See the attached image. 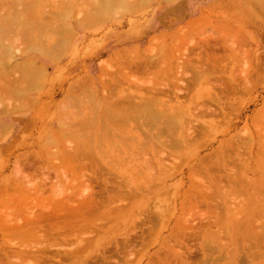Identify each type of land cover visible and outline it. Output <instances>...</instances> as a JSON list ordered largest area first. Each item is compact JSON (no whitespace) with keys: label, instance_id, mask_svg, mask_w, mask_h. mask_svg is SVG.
I'll use <instances>...</instances> for the list:
<instances>
[{"label":"rangeland","instance_id":"374dc122","mask_svg":"<svg viewBox=\"0 0 264 264\" xmlns=\"http://www.w3.org/2000/svg\"><path fill=\"white\" fill-rule=\"evenodd\" d=\"M37 1L34 4L31 3L33 5L28 14L19 17L20 21L13 18L14 15L12 16L11 12H14L15 8H10L12 10L9 9L10 11L5 12L8 15L6 20H9L10 30L12 31L13 27L16 31H12L13 37L17 36L18 38V34L26 36L28 33L35 38V41H48L51 40V37L57 41L59 33H63L61 29L64 31L66 29L65 26L63 29L61 25L70 23L74 31V38L72 37V43H69V48L59 62L48 61L42 54L30 50L21 58L16 53L17 58L13 59L14 61L10 64L11 67L28 58H35L44 65L47 74L44 83L43 78L40 80L41 89H37L40 87L37 86L35 88L37 90L31 94L33 102L29 98V103H32L31 107L29 106L24 112L0 113V122L8 125L6 134L0 139V224L4 222L10 224L12 221L9 219H12L15 211L21 213L22 219L26 220L27 215L54 209L62 202L67 204L64 205L66 209H71L75 203L76 206L79 203L80 198L78 202L73 203L69 197H72V194L79 196L84 192L83 189L86 185L83 178L81 179L82 175L80 178H76L74 172L66 169L63 161L64 153L66 154L73 146L78 147L85 141V139L82 141L80 133L78 134L73 129L72 120H77V118L81 120L80 117L88 115L89 110L97 115L104 106L102 86V77L104 76H102L101 69L104 62L110 61L115 67L112 58L117 53L129 48H137L141 53L152 47L156 51L164 49L168 57L171 45L169 43H174L172 37L180 31H183L181 34L185 33L192 39L186 43L178 44L179 46L175 43V45L172 44L174 46L172 49H177V52L178 50L184 52L188 49L191 51L192 46L204 38L211 40L214 44L213 39H221L223 35V32L218 31L217 27L220 24H225L228 25L227 28L230 31L233 28V31H229L227 34V36H231L227 46L232 47L234 51L232 52L227 46L221 51V54L226 55V58L221 66L219 65L221 69L219 67L220 70H217V80H215L217 83L215 82L214 86L215 90L219 92L214 90L215 94L218 93L216 96L219 97L220 102L210 101V98L205 96L206 89L204 87L198 88L197 93H195L196 91L192 92L193 95L196 94L195 98L199 101L197 108L211 106L216 111V115L209 113L198 118L195 124L198 125L200 133L202 132L206 137L208 135V139L205 137L207 140L198 143L200 146H194L196 149L192 147L190 151H188L189 148L187 150L188 146H185L186 149L180 147L179 153L174 155V158L170 157L173 159L170 162L171 165L174 164L177 168L168 165L175 170H173L174 172L163 170L158 173L159 168L152 171V176L149 174V170L147 172L145 170V174H140V172V176H134V171L137 174L139 169L135 167L128 172L132 167V161H120L123 163L119 162V166L124 164L123 168L120 167L121 170L127 166L123 171V177L121 173V177L123 181L126 179L129 182L128 186L125 185L126 190L130 187L129 192L123 195L124 197L116 198L111 201L112 203H108V206L111 204V208L108 207L109 211H115L114 208L116 211L110 214L109 218L106 217L108 219L106 224L102 223L104 230L97 236L100 242H91L92 248L89 250L86 260L91 261L90 264H101L105 262V256H109L107 260L111 259L112 264H116L117 261L118 264H199L200 262V264L202 262L203 264H264V229H262V226L264 228V158L262 161L259 158L260 153L264 154V26L261 20L264 18V13L261 14L260 8H258L264 4V0H234V8L239 15L244 16L243 19L247 18L253 21V23L251 22L253 25L250 26H247L246 23L244 26L243 23H238V25L222 16V12H225L220 7L228 0H146L145 6L136 11H130L131 13L124 14L122 11L123 14L122 12L119 14L118 10L116 13L112 12L108 16H98V18L92 15V9L88 6V4H96L94 0H87L84 5L78 2V6L68 4L67 0ZM80 20L86 21L85 28L79 26ZM198 20L203 21L198 25L199 27L195 26L198 24ZM91 21L92 24L88 25V22L91 23ZM56 32L59 33L56 34ZM252 32L258 36L260 45H262L257 54L259 61L256 60L257 58H253L256 57L255 54H252V58L250 56L251 52L257 51L256 40L250 39ZM5 33L3 37L8 39L11 34L8 37V34ZM25 36L24 40L19 37L23 44L18 39L16 40L22 44L19 46L12 36L13 43L11 38L8 43L10 45L7 44V39L2 43L4 40L0 35V45L2 44L4 47L6 44L7 46L16 44V48L24 50L30 45L27 44L29 36H26L27 38ZM25 39L28 41L26 42ZM4 43L6 44L4 45ZM234 43L236 44L233 45ZM139 57L136 56L135 59ZM85 76L94 78L95 100L97 99L96 102H99L100 106L95 105V101V103L90 101L91 104L88 102L86 104L85 102L91 98L88 96L91 95L83 94L81 101L83 103L84 98L86 106L81 107L79 102H73L77 107L73 105V108H70L72 105L70 106L64 101H68L67 97L72 94L71 88ZM40 77L38 76V78ZM107 77H111V75H107ZM1 79L0 76V81ZM131 79L133 78H128V80ZM182 95L180 96L185 98L184 94ZM11 98L15 104L16 100L11 96L7 101L1 97L2 102L0 103L3 106H6V103L10 105L12 104ZM62 104H66L70 112L66 110L68 113L63 114L65 110H61ZM222 108L224 109L222 110ZM198 111L200 113L203 110H197L196 114ZM73 115L75 116L73 117ZM72 117L74 119L71 120ZM64 120H66L65 123ZM60 121H62L61 125H59ZM89 130L93 131V128ZM85 135L88 137L90 134L85 133L82 138H86ZM230 143H233L235 149H239V151H235L233 148L227 151L228 155L223 154V165L220 161L221 157L219 158L220 155L218 160L214 159L215 162L213 159H207V157L212 158L214 153L219 152L225 145L230 147ZM125 149L123 152L124 155H127L130 149L128 151ZM231 151L233 154L235 153V158ZM123 152L118 151L115 155L119 158ZM162 153L167 152L162 150ZM239 153L243 154H240L242 157H239ZM224 156H229L228 159L231 156L230 161L227 159L230 164ZM168 157L163 160L167 161ZM234 159L237 161L235 162ZM110 160L108 163L117 162L118 159ZM205 160L209 161L205 162ZM233 160L234 163H232ZM116 162L112 163L114 166L110 165L114 168L117 164L118 169ZM137 162L139 161L137 160ZM136 164L141 165L142 170L141 162ZM233 169L237 175L235 172H230ZM107 171L104 172V178ZM63 172H65V177ZM109 172L111 174L108 173L106 178L115 179L114 171L109 170ZM217 172L219 173L217 174ZM117 173L118 171L115 174ZM230 175L232 179L233 177L238 179H233V184L230 182ZM120 178H117L118 183L124 184ZM117 180L114 181L117 182ZM77 185L79 186L78 190ZM213 187L217 188V193L218 191L221 193L214 195V192L212 195ZM74 190L75 192H73ZM69 192L72 194L67 196ZM51 199L57 203L54 204ZM48 200H51L50 203ZM154 212L160 218L163 216L162 219L154 220L157 217ZM197 212L199 213L197 214ZM151 213L156 217L154 218L155 215L153 216ZM148 214L149 219L146 218ZM206 216L207 218H205ZM109 220L111 221L108 222ZM158 220H162V222ZM259 228L262 233L258 230ZM199 232L201 233L198 234ZM143 238L148 241H142ZM127 239H131L132 242H126ZM257 240L259 242H256ZM5 241L7 238L0 235V245L2 246L7 244L9 247H13V243H23L21 245L28 244L29 246L34 243ZM12 256H14L11 258L13 261H10L16 263V256ZM11 262L8 263L12 264Z\"/></svg>","mask_w":264,"mask_h":264},{"label":"bare ground","instance_id":"6f19581e","mask_svg":"<svg viewBox=\"0 0 264 264\" xmlns=\"http://www.w3.org/2000/svg\"><path fill=\"white\" fill-rule=\"evenodd\" d=\"M36 1L37 0H9V1L0 0V33H1L0 35L1 38H3L2 40H4L2 41V43L5 42L7 39V38L4 39L3 37L4 36L3 34L5 32L6 35L8 34L7 35L8 37L10 36L9 34H11L12 31L16 32L13 27H12L13 30L12 31L10 30L11 26L8 23L9 20H6V18H8V15L5 12H7V10H9L10 8L12 9L15 8L13 10L14 12L15 11L16 12L14 13L12 11L11 12L13 13L12 16L14 15L15 17L13 18L15 19L17 18L16 20L20 21L19 17L28 14L30 12L32 5ZM67 1L68 4H72L74 6L75 5L78 6L79 3H82L83 5L84 3L85 4L87 3L86 2L87 0H67ZM145 1L146 0H94L96 4H88V6L91 7L92 9L91 11L92 15L98 18V16H102V17H105L106 15L108 16V14L112 12L116 13L118 10L119 11L117 13L124 11V14L126 12L128 13L130 11L131 12L136 11L137 9L142 8L147 4V2ZM6 6H8L9 8H7ZM234 7H235L234 0L226 1V3L221 5L220 7L221 9H223L222 11L225 12V13L222 12V16H224L225 19H230L234 23L237 24L243 23L242 24L243 26L244 23H246L247 26L253 25L252 24L253 21L248 20L246 17H245L246 19H243L244 16L239 15L238 11H236ZM258 8H260L259 10L261 14H263L264 4L262 6H259ZM261 20L263 23L262 25L264 26V18ZM85 22L86 21L80 20L78 24L79 26L85 28L84 26ZM202 22H203L202 20L201 21L198 20V24L197 25L195 24V26H198ZM65 24L66 25H64L63 23L61 25L63 29H65L66 27L65 31L61 29V31L63 32L62 34L56 32V34L59 33V35L57 36V41L52 37L51 40L48 41H43L41 38L40 40L42 41H35V38L32 35L30 34L28 35L27 33L26 36L27 35L29 36V37L27 36L28 37L27 38L25 34H22V36L24 35L30 41V43H28L29 41L25 39L26 42L28 41L27 44H30L26 48L27 50L23 48L24 50H26L25 52L24 50H20L21 48H16L17 45L21 46L23 44V42L19 40V37L21 36V35L19 36V34H18V38L16 35H15L16 38H14L13 35L11 34L13 39H15L14 41L18 39V41L22 43L20 44L16 41L17 45L16 44H14V46L12 45L13 48L15 47L14 50L12 49V46H7V44L10 42L9 39L11 38V36L7 39L8 40L7 44L4 43V45L6 44V46L2 47V44L0 45L1 47L0 76L3 79V80L1 79L0 81V99L1 97H3V100L6 99L7 101L10 100V96H11L13 97L14 100H16L15 104H13L14 101H12L11 98L12 104L9 103L10 105H8L6 103L5 104L6 106H3V104L0 103V113L8 112L11 114L14 112H24L27 108H29V106L31 107L32 103L31 104L29 103L30 102L29 98L32 97L31 94L33 93V91L39 88L41 89L42 84H40L41 83L40 80L41 78H43V83H44V78L46 77L47 74L44 65L38 62L35 58H28L22 63L10 67L11 62L14 61L13 59L17 58L15 54L18 53L21 58L24 56L26 52L32 50L42 54L43 57H45L46 60L48 61L59 62V60H61L65 55L64 53H66L67 49L69 48L68 47L70 45L69 43H72L73 41L72 37L74 38L73 36L74 31L72 25L70 23L69 24L65 23ZM91 24L92 21L91 23L88 22V25ZM59 26L58 29H60ZM227 26L228 25L220 24L217 27V30L223 32V35L220 34L222 35L221 39L214 38L213 39L214 44L211 42V40L204 38L200 42H196L192 46L191 51H189L188 49L184 52L179 50L177 52V49L175 50L172 49L173 45L175 44L178 45L184 42L186 43L187 41H191L190 39H192V37L191 38L187 37L185 33L181 34V32L183 31H180V32H176L172 37L173 38L172 40L174 41L175 44L173 42L169 43L171 45L169 49L170 51L168 52V57L166 56L164 49L160 51H156L155 48L152 47L149 50L147 49L145 52L141 53L140 51H138L139 49L137 48L136 49L129 48L127 50L117 53L115 57L112 58V60L115 63V67L111 64L110 61L103 63L101 69L103 71L102 76H104L102 77L103 78L102 86L104 89V94H103L104 106L101 108L99 113H97V115L95 113L96 111L94 112L95 113L94 115L93 111L91 112V110L88 109L89 116L85 113L86 115L80 117L82 118L81 120L80 119L78 120V118L77 120L76 119L72 120L74 119L73 117L75 116L73 115V117L71 118L72 120L71 124L73 125L74 128L73 127L72 128L75 129L78 132V134L80 133V137L81 139H83L82 141H84V139L85 141L84 143L82 142V144H79L80 146L78 147L73 146L74 148L72 147V149H69V151L66 154L64 153L63 161L66 169H70V171L74 172L76 178H80V176L82 175L81 179L83 178L84 184L86 185L84 187L85 189L82 188L84 191L83 193L80 192L81 190L79 191L81 193L79 194V196L75 194L73 195L71 192L67 194V196H69L70 193L72 194L71 196L73 197V199L72 197L69 198L73 200L71 201L73 203L78 202V199L80 198L79 203H77V206L75 203V206L71 209L69 208L66 209L64 205L66 206L67 204L63 202L55 206L54 209L47 208L48 210H44V211H41L39 209L41 211L40 213L38 212L34 215L33 214L27 215L26 220L22 219L21 216L23 215H21V213L15 211L13 213L12 219H9V221H12L10 224L9 223L6 224L5 222L3 224H0L1 225L0 235H3V237L7 238V241L5 242L9 241V242H34V243L29 246L28 244L21 245L23 243H18L20 245L13 243V247H9L7 244L3 246L0 245V264H9L8 262H11L10 261L12 260L11 258L14 257L12 255H15L17 258L15 259L16 263L14 261L11 262L12 264L14 263L15 264H90L89 262L91 261H87L86 259L89 256L88 255L89 250L92 248L91 242H100V240L97 239V236H99V233H101L104 230L103 224H106L108 220L106 219V217L109 218L110 214H113V212L116 211L115 208L113 209L115 211H112L110 209L112 211V213H110L111 211H109L108 207H110L111 204L108 206V203L109 202L112 203L111 201L115 200L116 198L122 197L127 192H129L130 187H128V190H126L127 187L125 186V185L128 186L129 182L126 179L124 180L125 181L124 182L122 178L124 174L123 171L127 166L121 170L120 167L122 165L119 166V162L122 160L123 162L132 161L131 163H133L134 165L132 164V167L129 168L128 172L130 171V169L133 168L135 169V167L139 169V171H137L136 169L137 174L134 170H131L134 171V176L135 175L140 176V174H145L148 170H149V174L152 176L153 175L152 171L154 169L156 170L159 168H160L159 172L157 170L158 173H160V171L163 170L173 171L174 169L172 168H177V166H175L174 164L171 165L170 162L173 159H171L170 157L172 156L174 158V155H177L179 153L178 151L181 150L180 147L184 149L183 147L188 146L187 150L189 148L188 151H190L192 147L197 145L200 146L199 145L200 143L208 139L207 138L208 135L206 137L205 134L203 135L202 132L200 133L197 127L198 125L196 126L195 124L197 123L198 118L203 117L209 113L210 115L211 114L216 115V111L211 106L201 107L202 109L197 108V106H199L197 105L199 104V101L198 99L195 98L196 94L193 95L192 92L196 91L195 93H197L198 88L204 87V89H206L205 90L206 93L204 92L206 94L205 96L207 98H210V101L216 103L220 102V100L218 99L219 97L217 98L216 96L219 92L215 90L214 86L216 82L215 80H217L216 79L217 70L219 69V67L226 58V55L221 54V51L226 48L229 40H231V36H227L228 32L230 31V29H228ZM231 31H233V28L231 29ZM22 33H25V31L24 32L22 31ZM254 34H255L254 32L251 33L250 39L256 40L255 44L257 46V51H255L254 53L251 52L250 56L252 58V54H255L256 57L253 58L254 59L257 58L256 60L259 61V56L257 54L259 48L262 47V45H260L258 36ZM22 36L20 37V39L24 40L23 38L24 36L23 37ZM13 39L11 38L10 40L12 41ZM164 41L166 42L165 37H164ZM235 44L236 43H234L233 45ZM227 48H229L232 52L234 51L232 47L227 46ZM136 56H140V57L138 59H135ZM116 73L118 74V76ZM107 75H111V77H107ZM38 76L41 77L38 78ZM130 77H132L133 79L128 80V78ZM37 86L40 87L35 89ZM134 88H136V90H134ZM214 90L218 93L215 94ZM71 93L72 94L67 97L69 98L67 99L68 101H64L65 103H69L70 106L72 105V107L70 108H73V105L76 106V104H74L73 102L76 103L79 102V106L81 105V107L84 105L86 106V104L88 103L91 104V102L94 101L96 102L97 99L95 100L96 95L94 93V78H92L91 76L83 77L82 79H80L78 83H76L71 88ZM83 94L91 95L88 96L91 97L89 101L88 100L86 101L85 98L86 104L84 103V98H83L84 104L81 101ZM182 94H184L185 98L180 96ZM186 95L187 97H189L188 99H186L187 98ZM5 96L6 98H4ZM74 97L75 99H73ZM0 102L2 101L0 100ZM31 102H33L32 98H31ZM95 105L100 106V103L96 102ZM223 109L224 108H222V110ZM61 110L62 111L65 110V112H63L64 114V113H68L67 111H69L70 109H67V105L64 104L61 107ZM197 110H203V111H200V113L198 111V114H196ZM90 112L92 113L93 116L92 115L90 116L91 114ZM62 121H60L59 125L62 124ZM65 121L66 120H64V123ZM90 128H93V131H90L89 130ZM7 130H8V125L0 122V139L1 136H4L6 134ZM85 133L86 134L88 133V135L90 134L88 137H86L87 135H85V137L88 139L82 138ZM200 134H202L203 137L202 136L200 137ZM205 137L207 139H205ZM129 143H131V145H129ZM133 143L134 144L136 143V145H134ZM233 143H230L231 144L230 147H227V145H225L224 148L223 147L221 148L222 150L220 149L221 151L220 150L219 152L217 151L216 153H214V156L212 158L207 157V159L210 160L213 159V161L215 162L214 159L218 160L221 157L220 161L223 165L224 162L222 159V155L223 154L228 155L229 152L227 153V151L233 148L235 149L234 147L235 145ZM130 146L131 148H129ZM122 148L124 149L126 148L127 151L130 149L129 150L130 152L125 151L128 154L124 155L123 152L124 149ZM162 150L166 151L167 153H162ZM118 151L123 152V154L121 155L123 157L120 156L118 158V156L115 155V153L117 154ZM235 151H239V149L238 150L235 149ZM240 154L242 153H239V157H242ZM233 155L235 158L236 157L235 153ZM259 155H261L259 158L262 161L264 158V154L260 153ZM231 156L229 159H228L229 156L228 157L224 156V157L226 161L227 159L228 161H230ZM165 157H168L167 161L169 160L168 163L170 164L167 163L166 159L163 160V158ZM115 158L116 160L118 159L117 162L114 161L112 163L114 164L115 162L118 163V169L116 166L117 164L115 165L114 168H112L114 164H112L111 162L108 163L109 161H111L110 159L113 160ZM137 160L139 162H137ZM234 160L232 163H234ZM237 160H235V162ZM135 161L136 163L141 162L142 170H141V165L140 166L137 165ZM208 161L205 160V162ZM123 162H120V164ZM131 163L129 164V167ZM110 164L113 166H111ZM168 165H171L172 168L171 166L169 167ZM103 168H106L105 169L106 171L108 169L107 172L110 174L111 172H109V170L114 171L113 174L115 175L114 178L116 180L117 178L121 177V173H122L121 178L124 184H121L122 182L118 183V180L117 182L114 181L115 179H112L111 177L106 178L108 176L107 175L108 173L104 178L103 177L105 175L104 172L106 171ZM216 168L219 169L218 167ZM119 170L122 172H120ZM116 171H118L117 174H115ZM65 172H63L64 177H65ZM230 172L236 173L234 169ZM119 173L120 176H118ZM218 173L219 172H217V174ZM231 175L233 174L231 173ZM231 175L229 179L231 184H233L234 182L233 179L236 180L237 178L233 177L232 179ZM110 185L112 186L111 188ZM220 185L222 184L220 183ZM78 187L79 186L77 185V190ZM221 188L223 187L221 186ZM73 192H75V190ZM219 192L221 193V191H218L217 193V188H214L212 195L213 194L218 195ZM54 196L56 195L54 194ZM50 201L48 200V203H50ZM53 202L54 204L57 203V201L55 200H53ZM159 213L161 212L159 211ZM198 213L199 212H197V214ZM149 214L146 217L148 219H149ZM151 215L153 214L151 213ZM156 215L154 216V218L156 217V219L154 220L160 218L158 214ZM162 217L160 219H162ZM164 218H166L165 215ZM205 218H207V216ZM110 221L111 220H109L108 222ZM158 221L162 222V220H158ZM98 222H100V224H98ZM262 229H264L263 226ZM258 230L260 231V228ZM260 232L262 233V231ZM200 233L201 232H199L198 234ZM146 238H143L142 241L145 242ZM146 241H148V239ZM126 242H132V241L131 239H127ZM256 242L259 241L257 240ZM10 244L12 245V243ZM183 251L185 252L187 250H183ZM107 259H109V256H105L104 259L105 262L101 264L104 263L112 264L110 262L111 259L110 260ZM254 262L255 260L253 261V263ZM116 264H118V261Z\"/></svg>","mask_w":264,"mask_h":264}]
</instances>
